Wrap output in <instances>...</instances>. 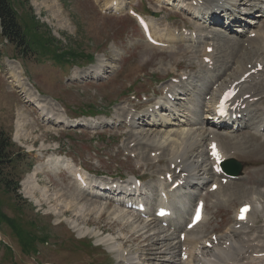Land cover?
<instances>
[{
  "label": "rangeland",
  "instance_id": "rangeland-1",
  "mask_svg": "<svg viewBox=\"0 0 264 264\" xmlns=\"http://www.w3.org/2000/svg\"><path fill=\"white\" fill-rule=\"evenodd\" d=\"M110 1L11 0L22 22L32 17L38 23L35 33L46 30L49 38L56 39L58 49L70 50L76 55L94 53L95 60L88 64L80 58L60 65L32 53L21 58L15 47L0 35V133L13 143L5 156V159H13L10 166L7 165L8 182L11 188L18 182L17 190L11 192L0 184V264H230L216 256L219 254L225 260L226 253L221 251L230 246V227L238 228L235 222L239 205L251 204L255 214L245 219L248 228L241 227L238 236L248 235L253 243L264 245V124L257 127L259 131L253 126L243 127L244 123L251 124L250 113V117L239 120L243 121L242 127L223 130L228 134L223 136V146L234 153L232 158L241 163L242 169L239 176L223 183L226 188L218 194L212 192L222 187L219 180L225 176H214L210 185L218 183V188L213 191L187 187L185 181L183 188L168 191L164 187L171 183L164 184L163 173L174 170L169 163L173 161V150L178 149V152L185 151L188 163L198 162L195 171L198 173L191 181L208 176L211 162L202 163L201 155H196V152H207V142L203 147L194 144L189 147L186 141L188 137L192 142L197 135L206 136L203 134L206 125L199 121L206 120L200 113V104L208 98L204 99L194 90L206 87V81L214 75L218 82L235 76L237 64L241 62L264 61V43L259 42L264 38V12L259 11H264V0H220L226 6L236 4L238 7L233 14H229V10L220 11L218 22H211L207 13L204 15L205 10L195 7L206 0H113V4ZM256 4L262 8L254 7ZM130 9L146 17L154 37L163 42L162 45H154L144 38L135 18L128 13ZM219 30L222 32L212 37ZM256 43L263 50L255 51ZM207 44L214 48L213 64L202 61L201 54ZM223 73L230 75L223 79ZM82 74L86 75L83 79ZM263 77L264 69L249 87L256 85L255 81L261 86ZM17 79L27 83V94ZM179 80L183 81L180 87ZM181 87L179 97L167 103L166 89L179 91ZM31 92L33 95H29ZM18 108L25 122L17 131ZM125 108L136 114L148 112L144 120L149 124L156 121L157 125L153 123L147 130L150 137L136 133L139 126L144 132L148 128L143 127L146 126L143 116L131 120L135 114ZM153 109L157 110L156 115L151 116ZM247 109L252 113L263 112L264 97L254 104L249 103ZM90 113H94L93 119L84 117ZM121 116L125 119L130 116L124 144L122 133L125 130L116 128ZM71 123L76 126H69ZM161 137L162 143L152 141ZM131 142L133 146L129 147ZM179 144L182 148L175 147ZM59 150L61 155L57 154ZM151 155L160 163L155 164L151 160L155 157ZM69 159L75 163L74 167L83 168L88 180L84 188L74 181ZM138 166H141L139 170L134 169ZM183 173L181 178L189 181L192 172ZM29 174L35 175L29 183V187L35 188L31 194L23 185ZM115 177L130 183H135L134 177H138L142 182L139 191L143 188L147 194L164 188L172 211L170 218L164 221L152 215L157 192L148 199L152 202L145 203L148 211L144 215L131 208L124 209L125 201L116 202L120 207L114 203L115 199L108 203L106 195L95 191L92 183L117 182ZM228 182L233 184L228 185ZM114 192L108 195L110 199L116 194L126 196L125 190ZM73 193L82 194V200H72L69 195ZM202 198L203 218L185 234L186 238L189 234V238L198 239L200 243L192 248L194 250L187 249L188 258L181 254L180 260L183 240L177 236L185 231L190 212ZM87 205L91 208L87 209ZM100 205L102 211L97 213ZM3 214L25 229L34 223L32 228L37 234L44 232L47 243L37 244L38 253L25 254L10 226L1 220ZM146 222H151L148 228H144ZM145 230L147 233L143 234ZM102 238H110L111 243H98ZM204 240H213L215 246L208 247Z\"/></svg>",
  "mask_w": 264,
  "mask_h": 264
},
{
  "label": "bare ground",
  "instance_id": "bare-ground-1",
  "mask_svg": "<svg viewBox=\"0 0 264 264\" xmlns=\"http://www.w3.org/2000/svg\"><path fill=\"white\" fill-rule=\"evenodd\" d=\"M216 0H206V1H203V3L201 5H197L195 7H198L200 10H205L204 12V15L207 13V17H209V19L211 20V22H217L216 19H217V9H221V10H224L226 11L227 9L229 10L230 14H233L234 11H236V7H238L236 4L232 5V6H222L220 8V3L219 1L218 2H214ZM112 4L114 3L113 0L110 1ZM198 3H200L199 1H197ZM116 3V2H115ZM229 3V2H228ZM194 7V6H193ZM254 7H257V8H262V6L260 4H256ZM260 12H264V11H261L259 10ZM202 12V11H201ZM204 15H202V18L204 17ZM216 17V18H215ZM236 20V19H235ZM208 21V20H207ZM240 23V22H239ZM252 23V22H251ZM223 27V26H222ZM182 28V27H180ZM218 29V28H217ZM225 30V29H223ZM203 31V30H202ZM215 31V30H214ZM218 32H222V30H219ZM204 33V32H203ZM220 35V34H219ZM253 39V38H252ZM255 40H258V38H254ZM234 42V41H233ZM257 42V41H256ZM259 42H262L264 43V38H260V41ZM256 49L255 51L257 50H263L262 47L260 46L259 43H256ZM206 47H204V50H203V53L201 54V56L203 57V59L205 57H210V60H213V50L210 52V53H207L206 52ZM240 47V46H239ZM264 48V47H263ZM240 49V48H239ZM258 64H262L263 67L260 71H256V72H253L251 74L248 75V77L243 81V82H240L238 84L235 85V87H237L239 89V94L237 95V100L240 101V104L241 103H246V108L244 110H241L240 112H242L243 114V117H242V120H245V117H250V113H251V124H246L244 123V126L243 127H250V126H253V128L255 127V130L259 131L260 129H257V127H261L260 125L261 124H264V111L262 112H259L258 110L254 113L251 112L250 109H247L248 108V105L249 103L250 104H254L255 102H257L258 100H261L264 96H263V93H264V77L263 79H261L260 81L263 82V84L260 86V84H258L257 81H255V84L254 86H251L249 87L250 83L252 81L255 80V78L257 77V74L259 75L260 72L264 69V61H261V62H241L239 64H237V70L235 71V76L233 77H230L228 79H224L225 77L229 76L230 74H224L223 73V79L222 81L218 82V79L216 78V75H214L213 77H210L212 78L211 80H208L206 81V84L207 86L206 87H203L201 89H198L196 88L194 91H199V95L203 96V98L205 99V97H207L208 99L206 101H204L203 103L200 104V108L202 109V111L200 113H205V116H206V120H200L199 123L202 124L203 126L205 127V131L203 134H205L206 136H203L202 138L196 137L195 141H192L190 142V137H188L186 139V141H188V146H193V144L198 147V146H201L203 147L202 145L203 144H206L207 142V145L209 146L212 142H217L218 145H219V148L221 150V157L224 158V159H232V155L234 154L233 152H229L228 150H226V146L224 147L223 146V143L224 140H223V136H227L228 134H225L223 132V130H227L228 131V124L230 121H226V120H221L219 123H214V122H210L208 119L211 118V115L214 114V103L217 99V97L222 93V91L231 86L234 82L238 81L239 78L246 72L248 71H251L252 69L256 68ZM18 68V67H17ZM208 69V68H207ZM198 75V74H197ZM86 75H83L82 74V78H84ZM88 77V75H87ZM213 78H216V81H213L214 79ZM209 79V78H208ZM205 80V79H204ZM202 83V81H200ZM204 82V81H203ZM17 83L19 84V86L25 91V94L28 93L29 91V87L27 85L26 82H23L20 81L19 79H17ZM217 83V84H216ZM205 86V85H204ZM210 86V87H209ZM209 88V89H208ZM182 87L180 88V90L176 93L175 90L170 91L168 90L167 93H171L172 96H174L173 98V101L176 100L177 97H179V94L180 92L182 91ZM206 92V93H205ZM189 95L190 93H186L185 95ZM247 94H250V96L248 98H244V96H246ZM29 95H33V93L31 92ZM170 95V96H171ZM184 95V94H183ZM31 98V96H30ZM255 98H258L257 101H253ZM253 101V102H250ZM168 101H171V100H166V102ZM163 103V102H162ZM239 104V105H240ZM164 109H167L168 111H170L169 108L165 107ZM154 110V109H153ZM249 111V112H246ZM157 111V110H156ZM190 111V110H189ZM237 110H235L236 112ZM160 112V111H159ZM155 113L153 112L152 114H150L151 116L154 115ZM156 115V114H155ZM149 116V117H151ZM135 117H137L136 115H132V118L131 120H133ZM162 117V116H161ZM140 119H142L141 117H139ZM126 119H121L119 121V124H118V127L120 129H125V134H126V130L130 128V122L129 123H126L125 121ZM142 121L145 122V125L146 126H143V127H148L146 128L145 132L140 130V126L136 129V133L137 134H140L142 135L144 138H146L148 136V132L147 130L149 128L152 127V124L155 123L156 121H152L151 124H149L150 122L142 119ZM213 121V120H212ZM25 120H24V114L23 112L21 111L20 108H18L16 110V129L17 131L20 130V128L22 127V125L24 124ZM238 124H237V127H242L243 125V121H237ZM83 123L85 124V122L83 121ZM163 124H165V122L163 121L162 122ZM233 124H235L236 122H233ZM149 124V125H148ZM195 124V123H194ZM155 125H157V123H155ZM144 130V129H143ZM264 131V127L262 129ZM124 131V130H123ZM182 131V130H181ZM208 131V132H207ZM152 132H154L152 130ZM191 132V131H190ZM183 133V131L181 132ZM259 133V132H258ZM167 134V133H166ZM262 134V133H261ZM128 136H130V133L128 132L127 133ZM192 135V134H191ZM257 135V133H256ZM259 136H262V135H259ZM150 137V136H148ZM264 138V137H263ZM151 140V138H149ZM259 139V138H258ZM134 141H137V138L134 137ZM153 142H159V143H162V137L159 139V140H156L155 139H152ZM172 142V140H171ZM258 143V142H256ZM176 144V142L174 143ZM259 144V143H258ZM181 147L180 144L179 145H176L175 147ZM187 146V147H188ZM205 146V145H204ZM178 147V148H179ZM237 147V146H236ZM247 147V146H246ZM254 147V146H253ZM156 150H157V146L154 147ZM182 148V147H181ZM193 148V147H192ZM191 148V149H192ZM255 148V147H254ZM131 150H135L134 148H130ZM176 149V148H175ZM253 149V148H252ZM185 150V149H184ZM181 151V150H180ZM190 151V150H189ZM206 151V150H205ZM198 155V157L201 155L202 157V163L203 161H210L211 162V165H213V161H212V157L209 155L208 151L206 153H203V152H196ZM173 154V158L171 161V163H175V167L174 170L171 172V171H168L170 173L173 174L174 176V180L171 182L170 185H172L175 181H178V180H184L185 181V185H187V187H194V186H198V187H205V189H209L208 191H210V188L211 187V183H212V180L214 179V176L217 175V173L214 172L212 166L210 167L208 173H207V177H202V179H197L198 181H191V179L193 178V175L195 176L197 173H195L196 169H197V165H198V162H194L192 164L188 163V159L189 157H184L185 155V151H181V152H178V149L176 150H173L172 152ZM180 156V157H179ZM181 158L178 162V159ZM170 163V164H171ZM177 168H180L178 174L176 173V169ZM34 172H36V169L34 170ZM183 172H192V177L189 179V181L185 180V178H181V175H183L184 173ZM228 174H220L219 177L222 178L223 176L227 177ZM35 176L33 174H29L27 175V177L24 179L23 181V185H24V189L26 190L27 193L31 194L32 191L35 189V188H32L34 187L33 185H31L32 187H29V183H30V179ZM230 176V175H229ZM138 178V177H137ZM140 178V177H139ZM36 180V179H35ZM220 185H222V187L219 189V190H215L214 192H212L213 194H218L219 192H221V190H224L226 188V186L223 184L222 180L220 181ZM101 182H99L100 184ZM112 183H116V182H112ZM112 183H110V185H112ZM229 184L228 185H231L233 183L231 182H228ZM152 184V183H151ZM210 185V186H209ZM37 187V186H36ZM130 187V186H129ZM183 188L184 185L182 186H178V188ZM76 189V188H75ZM243 189V188H242ZM123 190V189H122ZM125 192H126V196H123V198L125 197V199H132L134 198V193H132V191H129L128 188H124ZM242 191V190H241ZM34 192V191H33ZM70 192V191H69ZM78 192V191H77ZM111 194H115L114 191L110 192ZM247 193V192H246ZM263 193V192H262ZM88 195H90V193L88 192ZM61 196V194L59 195ZM70 197H73L71 198L72 200H76L78 202H80L82 199H80V196H82V194H75L73 193V195H69ZM94 196H97L94 194ZM253 196V195H252ZM153 197V196H151ZM150 196H144V199L139 201V202H147V203H150L152 202V200H148L149 198H151ZM197 195L195 194V197H194V200L196 199ZM84 198V196H83ZM156 199V197H155ZM60 200V199H59ZM154 200V199H153ZM200 200V199H198ZM100 201V200H99ZM77 203V202H76ZM96 203V202H95ZM136 203V202H135ZM99 204V203H98ZM120 205V203H118ZM245 204V203H243ZM103 205V204H102ZM242 205V204H241ZM88 206L87 205V209H88ZM96 206V205H94ZM122 206H125L124 203L122 204ZM195 206V205H194ZM240 206V205H239ZM238 206V207H239ZM90 207V206H89ZM104 207V206H103ZM238 207H237V210H238ZM91 208V207H90ZM92 208H94L92 206ZM97 213L101 212L102 211V207L101 205L97 207ZM253 207H251L250 211L246 214V218L250 217L252 218V215L255 214L253 212H255L253 209ZM58 209V208H57ZM86 209V210H87ZM174 209V208H173ZM194 209V207H193ZM192 209V210H193ZM122 210V209H121ZM92 212H95L92 210ZM122 213V211H120ZM124 212V211H123ZM58 213V212H57ZM204 214V213H203ZM123 215V214H122ZM127 215V214H126ZM137 216V215H136ZM255 216V215H254ZM203 218V217H202ZM123 220V218H122ZM156 220V219H154ZM202 220V219H201ZM132 223V222H131ZM150 223L151 222H146L145 223V226L144 228H148L150 226ZM235 224H239L238 228L236 227H230V233H231V240L229 241V244L230 246L225 248L224 250L221 251V253L225 252L226 253V257H225V260L223 259V257L219 256V254L217 255L216 254H213V255H217L216 257L222 262L223 260V263H227L229 261L230 264H264V245H259V244H255L253 243L252 241L253 240H250V238L248 237V235L245 236V238L243 237H239L238 234H240L239 232V229L242 227H246L248 228L247 226H245V220L244 221H237L235 222ZM76 224H74V227H75ZM251 227V226H250ZM251 231V229L249 230ZM138 233V232H137ZM147 233V231L145 230L143 232V234ZM178 233V232H177ZM194 236V235H193ZM238 236V237H237ZM120 238V237H119ZM148 238V237H147ZM156 238V237H155ZM177 238H179V234L177 236ZM143 239V238H142ZM210 240V239H209ZM111 239H100L98 240V243H101V244H108L111 243L110 242ZM158 239L154 240L153 242V245H155L157 243ZM261 241V240H260ZM148 242V241H147ZM163 242V241H162ZM172 242V241H171ZM115 243V242H114ZM199 243V240L198 239H192V238H189V234H187V238L185 237L183 239V242H182V245H181V248L184 247L185 249H192L193 247H196ZM258 243V242H257ZM262 242H260L261 244ZM117 244V243H116ZM147 244V243H146ZM145 244V245H146ZM152 244V243H151ZM206 244V243H205ZM111 247H114V246H111ZM147 247V246H146ZM157 249V248H156ZM232 249V250H231ZM112 250V249H111ZM114 250V249H113ZM119 249H116L115 251H117ZM179 252H180V249H179ZM157 253V252H156ZM155 253V254H156ZM161 253V252H160ZM255 253V255H253ZM192 254L189 253V257H191ZM203 263V262H202ZM220 262H218L219 264ZM134 264V262L132 263ZM189 264V263H187Z\"/></svg>",
  "mask_w": 264,
  "mask_h": 264
},
{
  "label": "trees",
  "instance_id": "trees-1",
  "mask_svg": "<svg viewBox=\"0 0 264 264\" xmlns=\"http://www.w3.org/2000/svg\"><path fill=\"white\" fill-rule=\"evenodd\" d=\"M37 27L38 23L32 17L28 19L26 17L23 22L20 20V16L15 7H13L11 0H0V33L14 45L22 57L25 58L30 53L38 57L48 56L49 59L63 65L69 61L70 57L76 56L73 51L58 49L56 39L49 38L46 35V30H41V34L43 35L35 33ZM3 134V132L0 133V184L4 186L6 191L11 192L16 191L18 182L11 188V184L8 182L9 172L7 170L10 166L9 163L13 162V159H5V156L7 148L12 147L13 143L9 138H3ZM1 220L10 226L25 254L36 253L37 244L47 241L44 232L40 235V233L37 234L34 231L32 228L34 227V223L32 222V227L25 229L22 224H17L14 219L9 218L5 214H3Z\"/></svg>",
  "mask_w": 264,
  "mask_h": 264
},
{
  "label": "water",
  "instance_id": "water-1",
  "mask_svg": "<svg viewBox=\"0 0 264 264\" xmlns=\"http://www.w3.org/2000/svg\"><path fill=\"white\" fill-rule=\"evenodd\" d=\"M224 170L232 175H238L241 172V164L235 160H228L223 164Z\"/></svg>",
  "mask_w": 264,
  "mask_h": 264
}]
</instances>
